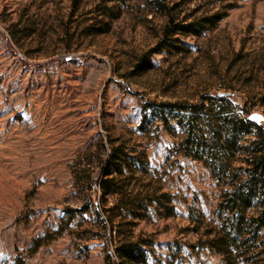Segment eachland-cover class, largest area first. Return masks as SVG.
<instances>
[{
    "label": "rangeland",
    "instance_id": "374dc122",
    "mask_svg": "<svg viewBox=\"0 0 264 264\" xmlns=\"http://www.w3.org/2000/svg\"><path fill=\"white\" fill-rule=\"evenodd\" d=\"M253 114L264 0H0V264H264V194L244 222L220 206L248 178ZM223 117L236 152L187 155L189 125L226 139Z\"/></svg>",
    "mask_w": 264,
    "mask_h": 264
},
{
    "label": "trees",
    "instance_id": "16d2710c",
    "mask_svg": "<svg viewBox=\"0 0 264 264\" xmlns=\"http://www.w3.org/2000/svg\"><path fill=\"white\" fill-rule=\"evenodd\" d=\"M222 18L223 15H216L215 22L221 20ZM193 25L194 23H190L188 25H178L179 29L177 30V32H182L184 34H199L198 31L190 29L193 27ZM169 29L170 27L168 28V31H166V34L167 32H169ZM205 96L206 100L211 101L213 104L218 105L219 107L221 105L228 104V94L217 93L214 95ZM167 106L177 107L181 109H185L187 107V105L184 103L164 104L161 107ZM219 121L220 124L233 125V130L230 134L228 133L229 136L228 138L226 137V139H222V135L218 137V134L216 135L218 138L216 136L210 137L208 135H204L203 133H201L197 125L198 123H192L189 125L190 127L186 129L187 137L184 141V146L186 147V150L188 152L187 155L208 162L209 158H216L214 155H212V147H216V144L220 143V141H224V143H227L228 148L236 152L240 134V131H238L237 129L239 124L234 120H230L226 117L221 118ZM249 124H252V122H249ZM257 129L259 130L258 135L260 137V140L254 141L253 145H255V147L252 150L248 151L249 154H251V159L249 160L250 168L247 169L248 178L242 181L239 185H235L234 191L232 193H229L228 199L224 200V202H222L220 205L227 210L229 208V210L234 213V215L238 214L242 222L248 219L247 210L251 208L252 204L258 197V194H264V127H258ZM213 140H215L216 144L213 143ZM116 157L117 155L116 153H114L112 155V158L110 159L109 166L112 168L115 166ZM221 163V166L213 167L214 171L218 172V174L226 173L228 166H230V163H228V165L226 166L225 163H223V160L221 161ZM117 174L121 175L122 171H113V169L105 171L104 177L106 178L102 180V189L106 193L115 195L119 194ZM252 221L257 224L255 233L259 234L262 229H264V209L260 212L258 217H253Z\"/></svg>",
    "mask_w": 264,
    "mask_h": 264
},
{
    "label": "water",
    "instance_id": "95a60500",
    "mask_svg": "<svg viewBox=\"0 0 264 264\" xmlns=\"http://www.w3.org/2000/svg\"><path fill=\"white\" fill-rule=\"evenodd\" d=\"M251 119L256 121V122H260V121L264 120V117L260 114H253L251 116Z\"/></svg>",
    "mask_w": 264,
    "mask_h": 264
}]
</instances>
